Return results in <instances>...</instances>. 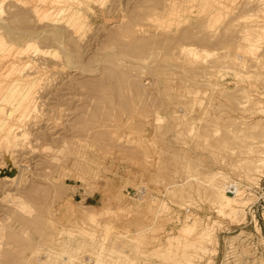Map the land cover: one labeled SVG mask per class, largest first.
Returning a JSON list of instances; mask_svg holds the SVG:
<instances>
[{
	"label": "rangeland",
	"instance_id": "obj_1",
	"mask_svg": "<svg viewBox=\"0 0 264 264\" xmlns=\"http://www.w3.org/2000/svg\"><path fill=\"white\" fill-rule=\"evenodd\" d=\"M25 1H0V87L25 81L33 104L11 144L26 180L0 181V264H264V29L243 57L212 0H78L30 49Z\"/></svg>",
	"mask_w": 264,
	"mask_h": 264
},
{
	"label": "bare ground",
	"instance_id": "obj_2",
	"mask_svg": "<svg viewBox=\"0 0 264 264\" xmlns=\"http://www.w3.org/2000/svg\"><path fill=\"white\" fill-rule=\"evenodd\" d=\"M1 1V0H0ZM9 1V0H8ZM22 1V0H21ZM86 1V0H85ZM90 1H92V0H90ZM94 1V4H95V2L98 4V1L99 0H93ZM11 2V4H13L15 1H13V3H12V1H10ZM9 2V3H10ZM82 3H83V1H81ZM88 2V1H87ZM18 3V2H17ZM22 3V2H21ZM90 3V2H89ZM93 3V2H92ZM24 4H25V6L27 7V13H29V11L31 12V10H32V13L35 15V17H36V22H37V24H39V27L36 29V31L34 30L32 33H28V32H26V34L24 33V35H25V44H27V45H30V44H32V45H35L36 43H38V42H40V41H42V39L43 38H47V32H48V27L50 26V25H55L56 24V22L58 23V18H59V14H60V12L62 13V12H64L65 14H66V20H64V21H66V22H72L73 23V20H74V17H75V15L77 14V13H79L78 11H79V7H77L79 4H80V1H76V0H34V1H32L31 3H30V0H26L25 2H24ZM85 4V3H84ZM14 5V4H13ZM17 5V4H16ZM2 6V5H1ZM20 6H21V4H20ZM91 6V5H90ZM25 7V8H26ZM87 7V6H86ZM91 8H93L92 6H91ZM235 8H237V9H239L240 11H242V13L240 12V11H236L235 10ZM23 9H24V7H23ZM81 9V8H80ZM83 9H84V5H83ZM95 9V8H94ZM1 10V9H0ZM20 11V10H19ZM244 11V12H243ZM81 13H82V11H80ZM224 12H227V13H229V16H227L228 14H226L225 15V17L226 18H228L227 19V22L224 24V25H226V27L227 26H230L234 31H236V37H237V39H236V41H234V39H229V40H231V42L232 41H234V43H235V45H233V42H232V44L230 43V41H229V46H230V44H231V48H232V46H234V51H235V49H237L236 51H238L237 53H240V55H245V56H253L255 53H256V47H258V41L260 40L259 38L262 36L261 34H262V31H263V29H264V0H212V2H211V10H210V12L209 13H211L210 15L213 17V19H216V18H218L219 16H221L222 15V13H224ZM169 14V13H168ZM10 15H12V14H9V16ZM81 15V14H80ZM83 15V14H82ZM25 16V15H24ZM29 16V15H28ZM55 16H57V17H55ZM61 16H64V15H61ZM60 16V17H61ZM211 16H210V18H211ZM31 17H33L32 15H31ZM83 17V16H82ZM244 17V18H243ZM28 18V17H27ZM76 18V17H75ZM221 18V17H220ZM242 18V19H241ZM5 19H6V16H5ZM65 19V18H64ZM78 19H79V17H78ZM85 19V18H84ZM83 19V20H84ZM3 20H4V18H3ZM20 20V19H19ZM58 20V21H57ZM9 21V20H8ZM29 21H32V19L30 20L29 19ZM49 21V22H48ZM75 21V20H74ZM82 21V20H81ZM33 23H34V21H32ZM45 22V23H44ZM9 23V22H8ZM7 23V24H8ZM62 23H64L63 21H62ZM72 23H71V26H72ZM217 23H219V22H217ZM223 23V22H222ZM10 24V23H9ZM27 24V23H26ZM66 24V23H65ZM65 24H63L64 25V27L65 26H67V25H65ZM81 24H82V22H81ZM84 24V23H83ZM214 25H216L215 23H213ZM16 25V24H15ZM31 25V24H30ZM34 25V24H33ZM69 25V24H68ZM19 26V25H18ZM57 26V25H56ZM56 26H54L55 28H57ZM59 26H62V25H59ZM58 26V27H59ZM82 26V25H81ZM4 27H9V25L8 26H4ZM21 27V26H20ZM51 27H53V26H50L49 28H51ZM64 27H63V29H64ZM84 27V26H83ZM10 28V27H9ZM18 28V27H17ZM67 29H68V27H66ZM89 28V27H88ZM215 28V27H214ZM4 29H7V28H4ZM54 29V28H53ZM59 29H60V27H59ZM58 29V30H59ZM62 29V28H61ZM60 29V31H61V34L62 33H64V32H62V30ZM72 29V28H71ZM78 29V28H77ZM83 29V28H82ZM85 29V28H84ZM225 29V28H224ZM2 30H3V28H2ZM2 30H1V32H2ZM9 30V29H8ZM7 30V31H8ZM11 30V29H10ZM18 30V32H19V29H17ZM33 30V29H32ZM46 30H47V32H46ZM52 30V29H51ZM69 31H70V29H68ZM81 30V29H80ZM7 31H5L6 33V36H7ZM64 31V30H63ZM67 31V30H66ZM78 31H79V29H78ZM82 31V30H81ZM8 32H11V33H13V31L11 30V31H8ZM14 32H15V30H14ZM71 32V31H70ZM76 32L77 31H75V33L74 34H76ZM83 32V31H82ZM82 32H81V34H82ZM231 32H232V30H231ZM231 32H229L230 34H231ZM17 33V32H16ZM16 33H14V34H16ZM22 32H20L19 34H21ZM28 33V34H27ZM51 33L52 32H50V35H51ZM58 33V32H57ZM67 33V32H66ZM69 33V32H68ZM80 33V32H79ZM79 33L77 34L78 36H79ZM4 34V33H3ZM19 34H16V35H19ZM70 34V33H69ZM71 34H73V33H71ZM2 35V34H1ZM16 35H13V34H11V39L13 40V37L15 38V36ZM52 35H54V33L52 34ZM59 35V34H58ZM65 35V34H64ZM67 35V34H66ZM65 35V36H66ZM264 35V34H263ZM5 36V37H6ZM55 36V35H54ZM67 36H69V35H67ZM74 36H76V35H74ZM82 36V35H81ZM80 36V37H81ZM215 35H213V37H214ZM232 36V35H231ZM230 36V38H233V37H231ZM5 37H3V38H5ZM8 37H9V35H8ZM8 37H6L7 38V40L9 39ZM18 37V36H17ZM56 37V39L58 38L57 36H55ZM63 37V36H62ZM236 37H234V38H236ZM264 37V36H263ZM5 38V39H6ZM48 38H50V37H48ZM54 38V37H53ZM52 38V39H53ZM66 38V37H65ZM5 39H4V41H5ZM19 39V38H18ZM78 39H79V37H78ZM261 39H263L262 37H261ZM0 40L2 41L3 39H1L0 38ZM43 40H46V42H47V40L49 41V39H43ZM224 40V39H223ZM9 42H10V40H8ZM21 41V40H20ZM61 41V40H60ZM228 41V40H227ZM12 42V41H11ZM10 42V43H11ZM23 42V41H22ZM56 42H57V40H56ZM262 42V41H261ZM260 42V44H262ZM264 42V41H263ZM49 43H50V41H49ZM18 44V43H17ZM24 44V43H23ZM52 44V43H51ZM259 44V45H260ZM1 45H3V44H1ZM16 45V44H15ZM15 45H13V46H15ZM39 45H41V44H39ZM43 45V44H42ZM12 46V45H11ZM20 46V45H19ZM36 46V48H37V44L35 45ZM35 46H34V52L33 53H35V52H37V51H39V50H37L36 48H35ZM44 46H46V44H44ZM40 47V46H39ZM42 47V46H41ZM51 47V46H50ZM264 47V46H263ZM262 47V48H263ZM4 48H6V47H4ZM17 48V47H16ZM26 49H27V47H25ZM25 48H24V50H25ZM33 48V47H32ZM47 48H48V46H47ZM260 49H262L261 47H259ZM3 49V48H2ZM2 49H0V50H2ZM29 49V48H28ZM30 49H31V45H30ZM227 49V48H226ZM259 49V51L261 52V50ZM6 50V49H5ZM13 50H14V48H13ZM17 50V49H16ZM228 50V49H227ZM15 51V50H14ZM20 51V50H19ZM27 51V50H26ZM31 51V50H30ZM54 51V50H53ZM2 52V51H1ZM1 52H0V54H1ZM6 52V55L8 54L7 53V50L5 51ZM18 52V51H17ZM43 52H44V50H43ZM19 53V52H18ZM21 54H22V51L20 52ZM26 53V52H25ZM46 53V52H45ZM48 53V52H47ZM50 53V52H49ZM49 53H48V55H49ZM236 53V52H235ZM264 52H261V55L263 54ZM16 53H14V55H15ZM24 54V53H23ZM22 54V55H23ZM257 54H259V56L258 57H260V59L259 60H261V59H263L264 60V58H261V57H263V55L262 56H260V53H257ZM3 55V54H2ZM2 55H0V56H2ZM10 56H13V54L11 55V53L9 54ZM21 55V56H22ZM26 55V54H25ZM44 55V54H43ZM51 55V54H50ZM45 56H46V54H45ZM52 56V55H51ZM255 56V55H254ZM257 56V55H256ZM5 57V56H4ZM3 57V58H4ZM23 57H24V55H23ZM29 57V56H28ZM31 57H32V55H31ZM42 57V56H41ZM244 57V56H243ZM12 58V57H11ZM27 58V57H26ZM34 58V57H33ZM246 58H250V57H246ZM245 58V59H246ZM252 58V57H251ZM256 57H254V59H255ZM0 59H2V57L0 58ZM9 59V58H8ZM19 59H20V57H19ZM244 59V60H245ZM11 60V59H10ZM16 60V59H15ZM27 60V59H26ZM30 60H32V59H30ZM45 60V59H44ZM5 61H6V59H5ZM1 62L2 61H0V64H1ZM259 62V61H258ZM16 63H18V62H16ZM29 63V62H28ZM35 63H36V61H35ZM248 63H250V62H248ZM254 63V62H253ZM260 63V62H259ZM14 64V63H13ZM19 64V63H18ZM27 64V63H26ZM41 64V63H40ZM255 64V63H254ZM262 64H263V62H262ZM29 65V64H28ZM253 65V64H252ZM16 66V65H15ZM22 66V65H21ZM24 66V65H23ZM255 66V65H254ZM256 66H258V65H256ZM260 66H261V64H260ZM2 67V66H1ZM10 67H11V65H10ZM248 67V66H247ZM264 67V66H263ZM6 68V67H5ZM4 68V69H5ZM249 68H251V66H249ZM261 68V67H260ZM9 69V68H8ZM7 69V70H8ZM19 69V68H18ZM34 69V68H33ZM17 70V69H16ZM20 70V69H19ZM25 70V69H24ZM30 70H32V69H30ZM37 70V69H36ZM261 70V69H260ZM9 72H10V70H8ZM12 71H14L13 69H12ZM25 72V71H24ZM23 72V73H24ZM262 72V71H261ZM6 74L5 75H7V76H9L8 74H7V72H5ZM11 74H12V72H10ZM14 73V72H13ZM21 73V72H20ZM31 73V72H30ZM3 74V73H2ZM26 74V73H25ZM20 75H22V74H20ZM1 76V75H0ZM7 76H6V78H7ZM23 76V75H22ZM29 76V75H28ZM32 76H33V74H32ZM11 77V76H10ZM38 77V76H37ZM6 78H4V79H6ZM9 78V77H8ZM10 79V78H9ZM15 79V78H14ZM27 79V78H26ZM33 79V78H32ZM1 81V80H0ZM6 81H7V79H6ZM32 81H34V80H32ZM61 82V81H60ZM33 83V82H32ZM31 83V84H32ZM25 84H26V82L25 81H22V80H20V79H15V81H8L7 82V84H6V87H4L2 90H1V87H0V115H3L2 117H0V149L4 152V155L6 154L7 156H9L12 160H10V163H9V167H8V169H7V171L5 172V170H4V168L5 167H3V165H1V163H0V181L2 182H7V181H9V183H10V181H12V182H14V184H16V185H18V183H21V182H23V181H25L26 179L24 178V177H21V173L19 172L18 173V171L20 170H16V167H17V164H16V162H15V160H13V156H12V153H11V150H12V152L14 151V149H12V146H11V144H12V142L14 141V140H16V138H17V136H18V131H20L21 129H22V127L24 126V125H26V124H29L30 125V123H29V121L27 120V117L29 116V113H30V111L33 109V104H32V100H31V98L28 96V94L29 93H27L26 92V89H25ZM28 84V83H27ZM2 85V84H1ZM0 85V86H1ZM3 85H5V84H3ZM64 85V84H63ZM54 87V86H53ZM30 89V88H29ZM56 89V88H55ZM63 91V90H62ZM29 92V91H28ZM47 95H49L48 93H46ZM45 95V94H44ZM44 95H43V97H44ZM35 97V96H34ZM37 97V96H36ZM42 97V98H43ZM49 97V96H48ZM47 97V98H48ZM51 97H52V95H51ZM56 98V97H55ZM44 99H46V97H44ZM44 101V100H43ZM39 102V101H38ZM36 104V103H35ZM48 104V103H47ZM36 106V105H35ZM34 106V107H35ZM46 109V108H45ZM52 112V111H51ZM47 114H48V112H46ZM31 114V113H30ZM49 117V116H48ZM51 117V116H50ZM10 121H16V122H18V123H20L19 125H17V126H15V127H12V124H11V122ZM40 121V120H39ZM46 123V122H45ZM48 123V122H47ZM35 124V123H34ZM43 124H44V122H43ZM42 124V125H43ZM53 124V123H52ZM47 125V124H46ZM43 126H45V125H43ZM42 126V127H43ZM21 127V129L20 130H15V129H18V128H20ZM34 127V126H33ZM41 127V126H40ZM39 127V128H40ZM51 127H52V125H51ZM46 127H44L43 129H45ZM42 129V130H43ZM46 129H48V127L46 128ZM27 130V129H26ZM40 130V129H39ZM42 130H40V131H42ZM51 130V129H50ZM48 131V130H47ZM84 131V130H83ZM21 132V131H20ZM27 132V131H26ZM33 132V131H32ZM39 132V131H38ZM43 132V131H42ZM43 134V133H42ZM52 134V133H51ZM20 136H21V133H20ZM41 136V135H40ZM39 136V137H40ZM50 136V135H49ZM25 137V136H24ZM28 137V136H27ZM38 137V138H39ZM52 138V137H51ZM57 139V138H56ZM20 141V140H19ZM24 141V140H23ZM25 142V141H24ZM24 142H23V144H24ZM17 144H19L18 143V141H17ZM16 145V144H15ZM18 146V145H17ZM25 146V145H24ZM23 146V147H24ZM27 146V145H26ZM16 147V146H15ZM17 148V147H16ZM19 148V147H18ZM17 150V149H16ZM1 151V152H2ZM49 153V152H48ZM14 155H15V153H13ZM27 154H29V153H27ZM3 155V156H4ZM18 155V154H17ZM16 155V156H17ZM30 155V154H29ZM49 155V154H48ZM1 156V155H0ZM25 156V155H24ZM6 157V156H5ZM8 157V158H9ZM23 157V156H22ZM26 157V156H25ZM32 157V156H31ZM4 158V157H3ZM14 159H16V158H14ZM25 159V158H24ZM31 160L33 161V159L31 158ZM2 161V160H1ZM0 161V162H1ZM28 161V160H27ZM43 161V160H42ZM7 162V161H6ZM31 162V161H30ZM3 163H5V162H3ZM2 163V164H3ZM31 163H33V162H31ZM21 164V163H20ZM19 164V165H20ZM23 164H24V162H23ZM36 164V163H35ZM25 165V164H24ZM37 165V164H36ZM25 166H29V165H25ZM22 167V166H21ZM20 168V167H19ZM15 169V170H14ZM22 170V169H21ZM20 170V171H21ZM24 171H25V169H24ZM33 171V170H32ZM15 172V173H14ZM68 172V171H67ZM34 173V172H33ZM24 175H25V173H24ZM29 180V179H28ZM11 182V183H12ZM24 183H26V182H24ZM16 185H15V187H16ZM4 186V185H3ZM19 186V185H18ZM7 187V186H6ZM5 187V188H6ZM10 187H13V185H11ZM9 188V187H8ZM14 188V187H13ZM16 188H18V190H19V188L20 187H16ZM4 189V188H3ZM15 189V188H14ZM22 189H23V186H22ZM11 190V189H10ZM9 190V191H10ZM15 190H17V189H15ZM20 190H21V188H20ZM8 191V192H9ZM22 191V190H21ZM14 192V191H13ZM13 192H12V194H13ZM239 192V191H238ZM1 193H3V192H1L0 191V194ZM20 193V192H19ZM21 193H23V192H21ZM11 194V193H10ZM10 194H8V195H10ZM12 194H11V196H12ZM4 195V194H3ZM32 195V194H31ZM30 195V191L29 192H27L26 190H25V192L23 193V194H21V195H18V194H16V196H13V197H16V202H15V204H14V202H13V205H11L12 207H11V209H13L11 212L13 213V214H15V215H17V216H19V214L21 215V213L20 212H18V211H21V209H22V206H24V204H26V206H28L27 205V203H25V202H23V201H26V199H29V198H33L32 196ZM239 195V194H238ZM10 196V197H11ZM228 196V195H227ZM8 197V196H7ZM5 198H6V196H5ZM4 198V199H5ZM7 199V198H6ZM25 199V200H24ZM228 201H226V203H224V205L223 206H225V208H226V210L224 209V208H222V201H219V206H218V208L220 209V211L222 212V213H226V212H229L230 211V209H229V203H230V200H229V197H227L226 198ZM9 201H10V198L8 199ZM3 202V201H2ZM5 207V206H4ZM3 208V207H2ZM10 209V210H11ZM1 210V209H0ZM9 210V211H10ZM2 212H3V210H1ZM5 213L7 212V210L5 209V211H4ZM22 212V211H21ZM22 213H25V212H22ZM227 214V213H226ZM23 215V217L21 216H19V217H16V220H13V223L10 225L9 224V231H11V233L12 232H20V230H22L23 228H22V219H24V217H27V216H24V214H22ZM5 216H7V215H5ZM11 217V216H10ZM19 218V219H18ZM8 220V219H7ZM30 220V219H29ZM25 222H26V220H24ZM9 222V221H8ZM24 222V223H25ZM2 223V222H1ZM23 223V226H25V224ZM6 224V223H5ZM4 224V225H5ZM7 225V227H8V224H6ZM5 225V226H6ZM28 225H29V223H28ZM28 225L26 226V227H28ZM20 226H21V228H20ZM30 226V225H29ZM8 231V230H7ZM5 235H6V233L5 232H3ZM9 233V232H8ZM207 233V232H206ZM21 234V233H20ZM9 236L11 235V234H8ZM8 235H7V237H8ZM15 236H17V234L15 233L14 234ZM13 235V236H14ZM19 236V235H18ZM32 236V235H31ZM203 236H206V235H204V233L202 232L201 234H199V237H203ZM6 236H5V238H7ZM24 237V236H23ZM198 236H197V238H199ZM10 238V237H9ZM8 238V239H9ZM13 237L11 236V239H12ZM204 238V237H203ZM203 238H199L200 239V241L203 239ZM18 238H15V241L17 240ZM20 239V238H19ZM28 239V238H27ZM26 239V241H28ZM231 239V238H230ZM229 239V240H230ZM1 240V239H0ZM4 240V239H3ZM14 240V239H13ZM12 240V241H13ZM203 240H205V239H203ZM208 240V239H207ZM210 240V239H209ZM212 240V239H211ZM19 241V240H18ZM25 241V242H26ZM4 242V241H3ZM17 242V241H16ZM198 242V241H197ZM201 242H203V241H201ZM5 243V242H4ZM9 243V242H8ZM200 243V242H199ZM5 244H7V243H5ZM14 244V243H13ZM19 244V243H18ZM20 244H22V243H20ZM25 244V243H24ZM211 244V243H210ZM231 244V243H230ZM3 245V244H2ZM11 245V244H10ZM0 246H1V244H0ZM232 246V245H231ZM204 247H205V244H204ZM201 248V247H200ZM3 248H1V250H2ZM12 249V248H11ZM4 250H5V248L3 249V255L2 256H9V257H11V254L13 253V254H15L14 253V250L12 249V253H9L8 255H5L4 253H8V251L6 250V252H4ZM186 250H188V249H186ZM213 251V250H212ZM11 252V251H10ZM190 252V251H189ZM199 252V251H198ZM201 253V252H200ZM2 254V253H1ZM196 254H199V253H195V255L194 256H196ZM16 255V254H15ZM184 256H187V255H184ZM15 257V256H14ZM179 257H181V256H179ZM198 257V256H197ZM3 258V257H2ZM13 257H11L10 259H12ZM187 258V257H186ZM5 259H7L6 257H5ZM179 259V258H178ZM195 259V258H194ZM186 260V259H185ZM185 260H183L184 262H185ZM2 261H3V259H2ZM6 261H8V259L6 260ZM178 261V262H177ZM4 262V261H3ZM11 262V261H10ZM176 262L177 263H180V262H182V259H180V260H176ZM192 262V261H191ZM210 262V261H209ZM7 263H9V262H7ZM193 263V262H192ZM10 264V263H9ZM186 264V263H185ZM194 264V263H193Z\"/></svg>",
	"mask_w": 264,
	"mask_h": 264
},
{
	"label": "built area",
	"instance_id": "obj_3",
	"mask_svg": "<svg viewBox=\"0 0 264 264\" xmlns=\"http://www.w3.org/2000/svg\"><path fill=\"white\" fill-rule=\"evenodd\" d=\"M233 187H234V186H233ZM227 190H228V191H231V188H230V186H229V185L227 186Z\"/></svg>",
	"mask_w": 264,
	"mask_h": 264
}]
</instances>
